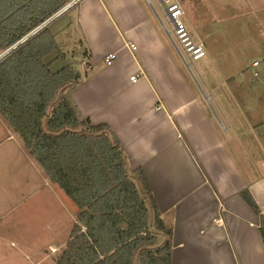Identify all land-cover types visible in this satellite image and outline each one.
<instances>
[{
	"label": "crops",
	"instance_id": "0c3cea01",
	"mask_svg": "<svg viewBox=\"0 0 264 264\" xmlns=\"http://www.w3.org/2000/svg\"><path fill=\"white\" fill-rule=\"evenodd\" d=\"M145 1L80 0L74 8L89 63L72 94L79 119L109 125L130 167L144 171L162 218L174 227L172 264H264L258 218L239 196L249 189L264 215V15L251 23L262 34L248 46L247 68L238 54L228 65L235 71L214 57L217 81L198 71L206 102L177 56L183 51L165 9L156 0L172 30ZM178 2L192 38L206 46L189 1ZM110 54L116 59L108 66ZM12 131L0 115V147L14 141ZM29 184L25 178L21 188ZM69 238L46 254L54 257L52 249L61 252ZM165 241L161 234L159 245ZM21 252L20 264L48 257Z\"/></svg>",
	"mask_w": 264,
	"mask_h": 264
},
{
	"label": "trees",
	"instance_id": "16d2710c",
	"mask_svg": "<svg viewBox=\"0 0 264 264\" xmlns=\"http://www.w3.org/2000/svg\"><path fill=\"white\" fill-rule=\"evenodd\" d=\"M73 0H0V115L49 179L77 206L69 241L57 264H172L174 227L162 218L141 168L133 170L107 124L79 119L72 94L88 59L81 48L72 62L55 35L41 29ZM64 65L57 71V62ZM239 196L264 215L249 189ZM160 234L166 241L159 245Z\"/></svg>",
	"mask_w": 264,
	"mask_h": 264
},
{
	"label": "rangeland",
	"instance_id": "374dc122",
	"mask_svg": "<svg viewBox=\"0 0 264 264\" xmlns=\"http://www.w3.org/2000/svg\"><path fill=\"white\" fill-rule=\"evenodd\" d=\"M150 1L151 4L145 1L147 9L153 14L152 7H154L166 28L172 30V26L163 14L164 8H159L156 0ZM188 1L190 8L194 10L192 15L203 28L202 34L207 40L205 50L208 55L192 64L183 52H181L183 59L179 54L177 56L183 66L185 63L189 65V68L185 65L184 70L207 102V97L201 90L202 78L199 77L198 71L203 78L217 81L214 57L220 59L221 61L218 62L224 64L226 69L232 70L231 60L238 54L244 59L246 68L250 65L249 61L253 55L248 46L256 35L262 34L257 27H251V23L254 24L257 16L264 15V0ZM182 8L185 10L184 7ZM201 8H203L202 13ZM73 9L50 20L43 28L49 29L50 33L55 35V40L60 46V52L50 54L51 59L57 54L60 56L65 54L67 58L72 59V62L79 61V58L75 57L78 49L80 51L85 47V43ZM182 20L184 21V18ZM159 24L161 25L160 22ZM172 38L175 39V35L172 34ZM262 38H264V29ZM63 65L64 63L59 61L52 70L57 71ZM88 65L89 63L85 62L81 67L79 66L80 72H87ZM252 67L249 69L251 70ZM235 69L233 68L232 71ZM12 134L14 141L5 139L7 142L0 147V260L8 256L10 263L20 264L22 248L34 251L32 256L40 258L41 254L45 257L50 247H59L63 244L70 236L75 223V220L73 222L71 219L72 213H78V208L59 186L49 179L18 135L14 131ZM25 178L30 180L29 187L21 188ZM159 236L161 237V234ZM51 252H56V255L53 257L54 253L46 254L48 257L40 264H57L56 257L61 252H57L56 249H52ZM3 262L8 264L5 260Z\"/></svg>",
	"mask_w": 264,
	"mask_h": 264
},
{
	"label": "built area",
	"instance_id": "2783aa9c",
	"mask_svg": "<svg viewBox=\"0 0 264 264\" xmlns=\"http://www.w3.org/2000/svg\"><path fill=\"white\" fill-rule=\"evenodd\" d=\"M80 0H73L70 2L66 7H64L61 11H59L57 14H55L52 18H50L42 27L38 28L36 31L33 32L32 35L37 34L41 29L44 28L45 25L50 20H54L56 17H59L63 15L68 10L75 8L77 3ZM159 3V6L165 9V12L170 19L171 23L173 24L174 28V35L175 40L178 44V46L181 48V50L184 52L186 57L191 62L199 61L206 57L207 52L205 50L204 44L197 43L191 36L185 22L182 20L183 16L185 15V12L178 2V0H157ZM19 42V43H23ZM18 43V44H19ZM18 44L10 48L9 50L5 51L3 54L0 55V60L3 59L5 56H7L12 50H14ZM135 48V47H134ZM116 59V54H110L106 57V64L108 66H111L114 60ZM262 64V61H255L252 63V66L254 68H259ZM259 72L255 73V77H259ZM136 77H132L131 80L135 81Z\"/></svg>",
	"mask_w": 264,
	"mask_h": 264
}]
</instances>
